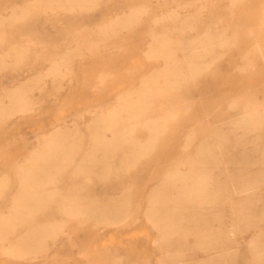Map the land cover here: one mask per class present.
<instances>
[{
    "label": "rangeland",
    "instance_id": "rangeland-1",
    "mask_svg": "<svg viewBox=\"0 0 264 264\" xmlns=\"http://www.w3.org/2000/svg\"><path fill=\"white\" fill-rule=\"evenodd\" d=\"M25 8L28 11L21 14ZM165 13L174 20L162 19ZM0 29V60L7 62L0 71V103L9 105L17 87L45 74L60 57L69 59L58 79L44 77L29 92L26 111L0 122V181H9L0 197V221L18 199V168L39 149L44 136L59 128L76 130L83 143L79 162L91 144L96 121L129 96L136 99L154 73L168 66L171 60L149 57L156 39L166 35L184 46L211 45L208 54L194 60L192 78L161 82L163 90L145 100L142 119L162 126L151 148L131 165L122 163L125 154L147 140V130L137 125L114 155L109 178L75 176L76 165L58 176L62 195L77 193L102 207L122 208L117 218L107 223L90 216L71 220L50 209L0 241V264L164 263L168 246L148 218L150 201L157 197L167 202L168 178L178 172L194 175L197 160L204 157L222 162L205 165L208 186L190 202L202 214L200 224L207 216L203 208L219 184L253 177L254 194L246 196L253 227L235 236L234 248L215 253L198 245L204 237L220 236L232 221L227 214L219 222L211 218L205 235L183 232L187 262L253 263L252 242L264 247V0H93L74 7L46 0H0ZM256 44L263 55L256 53ZM106 137L111 140L113 133L106 132ZM239 203L246 200L235 196L218 205L229 210ZM51 220L65 228L43 250H15L26 230Z\"/></svg>",
    "mask_w": 264,
    "mask_h": 264
},
{
    "label": "bare ground",
    "instance_id": "bare-ground-1",
    "mask_svg": "<svg viewBox=\"0 0 264 264\" xmlns=\"http://www.w3.org/2000/svg\"><path fill=\"white\" fill-rule=\"evenodd\" d=\"M92 1L46 0V2L54 4H67L68 7L84 6ZM27 11L28 8H25L21 14H25ZM13 16L16 19L18 18L15 13ZM162 19L172 22L174 16L171 13H165ZM170 29L175 33L173 27H170ZM1 33L0 29V38L3 37ZM254 37L256 38L255 35ZM225 42V39L220 40V44ZM147 48L149 49V47ZM210 48V44L184 46L177 39L166 35L156 39V44L151 48L149 57L171 60L170 63L165 69L154 73L153 79L148 82V86L141 89L136 99L132 95L129 96L118 107L108 111L96 121L90 136L91 144L79 162H76V157L81 153L83 143L82 136H79L76 130L59 128L49 137L44 136L39 149L34 151L27 162L18 168V199L14 202L11 214L0 221V241L14 234L19 228L30 224L31 220L38 214L50 209L71 220L83 216L94 217L105 223L115 220L121 213L122 208L102 207L93 201H85V198L77 193L62 195L56 185L58 176L68 168L76 165L72 170V174L75 176L94 174L102 180L109 178L112 173L111 161L117 151L121 149L122 141L133 134L137 125H141L147 130V140L145 143H138L137 149L134 148V151L125 154L122 159V163L131 165L135 157L143 154L154 145L157 133L162 129V126L158 125L156 121L142 119L148 107L145 100L151 96H157L163 90L162 87H159L161 82L170 84L179 76L192 78L196 71L194 60L204 57L208 54ZM255 51L263 55L258 44L255 46ZM178 52L182 54L180 57L176 55ZM68 60L67 56L60 57L59 60L53 62L51 68L45 74L31 80L26 85L17 87L9 96V105L0 103V122L14 112L26 111L30 104L29 92L34 88H38L44 77L53 76L58 79L62 67ZM6 63L5 58L0 60V71L6 67ZM162 122L165 124V119ZM108 131L113 133L111 140L106 137ZM221 162L220 158L213 161L207 159V157L200 158L196 162L198 165L194 175L178 172L170 176L166 182V190L171 195L168 201H171L174 207L170 206L168 201L162 202L157 197L151 199L148 218L159 232L160 240L168 246L162 264L188 263L186 259L188 242L185 236H181L182 233L207 234L212 227V224H210L211 218L219 222L227 214L232 219V221L225 224L219 233L220 236L204 237L199 242L198 248L210 250L213 253L231 250L234 248L232 244L237 242L235 236L253 227V216L250 212L251 203L250 199L246 197L254 194L256 181L253 177L233 178L230 180L229 185L219 184L216 193L210 198V203L205 204L203 208L207 212L204 224H200L199 219L202 218V214L197 212L196 205L190 204L192 200L203 194L208 186L209 176L206 174L205 165ZM219 181V183L222 182ZM8 184V180L0 181V197ZM188 185L191 187H188ZM85 189L86 187H83L81 190ZM235 196H241L246 200V203H239L238 206L229 210L224 205H218L221 202L227 203ZM55 202L56 206L52 208L51 204ZM229 211L230 214H228ZM111 213H114L115 216L108 215ZM240 215H243L242 219L239 218ZM64 228L63 223L52 220L31 227L21 235L15 250L22 254L30 253L34 249L43 250L46 242L55 240L64 231ZM252 243V264H264V247L257 241ZM193 264H217V261Z\"/></svg>",
    "mask_w": 264,
    "mask_h": 264
}]
</instances>
